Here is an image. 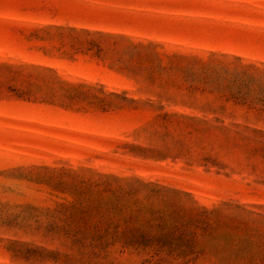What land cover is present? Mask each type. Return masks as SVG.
Segmentation results:
<instances>
[{
  "label": "rangeland",
  "instance_id": "1",
  "mask_svg": "<svg viewBox=\"0 0 264 264\" xmlns=\"http://www.w3.org/2000/svg\"><path fill=\"white\" fill-rule=\"evenodd\" d=\"M246 65L264 0H0V264H264Z\"/></svg>",
  "mask_w": 264,
  "mask_h": 264
},
{
  "label": "trees",
  "instance_id": "2",
  "mask_svg": "<svg viewBox=\"0 0 264 264\" xmlns=\"http://www.w3.org/2000/svg\"><path fill=\"white\" fill-rule=\"evenodd\" d=\"M133 46H137V45L133 44ZM242 68L243 69L238 70L236 73L237 79H243L247 83L248 82H251V83L257 82V84H260L262 82V80L264 79L262 72L257 71V69H255L253 66L246 65V66H243ZM252 70H254V71H252ZM261 93L262 92H257V95H255L256 97H254V99H253V104H259L260 105V108H257V113H261L263 111L262 107H264V95H262ZM237 95H242L243 99L248 97L247 92L239 91V93H237ZM250 96L251 95L249 94V97Z\"/></svg>",
  "mask_w": 264,
  "mask_h": 264
}]
</instances>
